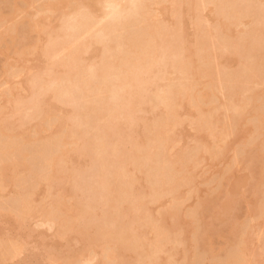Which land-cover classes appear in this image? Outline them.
Returning a JSON list of instances; mask_svg holds the SVG:
<instances>
[{
  "label": "rangeland",
  "instance_id": "rangeland-1",
  "mask_svg": "<svg viewBox=\"0 0 264 264\" xmlns=\"http://www.w3.org/2000/svg\"><path fill=\"white\" fill-rule=\"evenodd\" d=\"M86 1L0 0V118L15 111L12 107L13 104L8 101V98H13V96L6 95L5 97L3 95L10 90H13L14 93L19 92L18 94L24 98L29 95L25 79L30 73L29 66H33L36 62L33 58L40 48L41 35L47 33L58 21L66 19L68 15H76V12L73 14L75 9L85 4ZM234 1L150 0L149 8H146L145 11L144 7H133V11L135 9L137 11L133 12L136 16L132 17L133 14L128 15L129 12L124 11L126 15L130 16V19L128 16L127 20H122V22L121 19H118L119 25L116 26L115 32L106 36V41L111 36L113 39L128 36L134 44V48L139 49L141 55L144 53V57L142 56V60L139 61L150 63L151 55L154 54L152 51H156L154 47L157 45L154 43L156 39L152 40L153 45H151L150 39L144 38L143 35L149 31L153 33L167 31L169 38L171 34L172 36L174 34L177 39L179 35H182L181 39L185 40L186 47L188 46L186 34L191 33L193 37L194 34H200L196 41L194 55L188 57L185 63L182 60V62H178L181 63L175 67L177 71L173 75L175 78L168 81L167 85L164 84V88L166 85L169 86V89L166 87L168 90L165 92L163 89L162 92V96L163 93L168 95L169 99L165 98L170 102L181 98L182 105H186L182 109L183 114L181 113L182 127L190 130L186 129L188 132H184L187 134L186 136H189L187 140L184 138L186 140L184 146L181 143L183 139L177 141L181 144L174 143L175 146L180 145L181 149L177 146L179 149H177L176 155H173L171 163L163 161V153L157 151L153 154L155 160L150 161L156 168L151 166V170L147 168V173L145 172L149 184L157 191L153 196H159L160 201L162 199L161 204L154 205L149 201L147 207L145 206L148 217H145L139 208H136L132 198V193L137 192V188L138 191L141 190L139 186L133 189L129 183H120L121 186L118 190L105 195L106 203H110L111 199L114 204L113 213L110 214L108 211L110 218L114 214L128 216L130 212H133L134 224L140 217L149 220V229L144 228L142 234L136 235V242L129 249L130 261L128 262L130 264H152L154 262L152 254L157 250L163 251V253L161 252L163 264H242V262L248 264L249 260L253 262L250 264H264V41L258 43L255 48L250 45L254 28L259 22L264 21V0H238L233 3ZM101 2L103 1L100 0ZM178 10H181L186 28H183L182 31L180 23L175 29V25L171 21V18L176 15H168L174 14ZM129 11L132 12V8ZM139 11L140 13H138ZM124 12L122 15H125ZM166 17L167 21L163 23ZM105 24L106 21L103 19L93 29H101L100 27H105ZM222 30H227V32L234 30L237 35L227 36ZM212 31L215 32L213 38L210 37ZM140 33L143 35L140 36ZM138 35L143 36L145 45L142 44L143 40L136 41ZM74 49L75 45L66 49L61 48L55 57L64 59L67 57V53H71ZM125 53L127 57L121 61V64H118L120 67L116 66L117 70L113 69L115 72L113 75L111 74V78H117L122 74L131 75L136 72L137 62H133L135 55L133 58V53L128 50ZM147 53L148 55H146ZM237 58L236 65L234 63ZM140 62L138 63L140 66H146V63L141 64ZM177 67L180 69L177 70ZM86 69H84L85 72L78 73L80 74L77 76L78 80L82 79H79L81 74L85 73L83 76L85 78L93 71L87 69L89 72L87 73ZM131 71L135 72L129 74ZM179 71L183 72L178 76ZM51 79L53 78H50L49 81ZM98 80L100 82V79ZM97 83L93 82L95 92L101 96L109 92L106 89L105 81L101 79L100 82L106 85L105 87L99 85L103 87V90L106 89V92L103 91L104 93L100 87H96ZM19 84L20 86H18ZM58 86L60 87L62 84L60 83ZM107 88H110V85ZM160 90L162 91V88ZM94 91L90 92L94 94ZM98 94H96L97 98H100L101 96L99 97ZM107 94H104L103 97ZM16 113L21 118V115L24 114L23 108ZM36 116L32 121L25 120L23 123L26 126H23V129L9 124L1 129V132L5 134L2 135L0 143L3 147L0 150V168L2 169L0 182H5V185L3 184L2 189L0 188V264L4 262V264H37L39 258L41 262L38 264H50V262L51 264H123V261H126L124 250H119L116 255L112 254V251L119 245L109 239L115 236L118 237L116 239L123 240V236H126V233H117V225L112 232L113 236H104L103 232L98 235L89 232L86 234L88 236L82 238V248L68 255L64 253L65 255L63 254L60 260H57L60 255H56L58 258L53 255L49 256L45 252V245H42L43 251L36 247L39 234L42 233L40 237L43 235L47 238L57 237L58 231L61 230L58 227L59 223L53 222L57 225V227L56 225L53 227V224L51 225L48 221L49 217L42 216L44 211L46 209L48 211V208L55 202L54 199L63 202L65 206L60 209L57 221L61 218L65 223V218L73 219L79 213L78 205L74 211L71 208L73 204H70L71 207L69 206V201L74 198L60 194L61 187L68 182L61 185L59 181L62 178L58 181L57 179L49 181L45 176L38 177L44 172L43 161H41L43 153L39 149H36V153L34 152L33 155L30 154V160L27 162L30 168L29 172L38 177L40 182L42 180L47 182L43 184L45 188H39L42 183L38 182L39 187L36 191L44 189V193L39 190L41 195L39 192V194L32 193L34 197L31 194L34 199L32 203L37 202L36 204H38H35L36 210L32 206L36 212L26 213V211L19 210L16 214L12 209L10 203L12 204L13 201L14 204L18 200L16 193L18 187L19 189L23 187L21 192L26 189L33 190L30 186L33 178L21 182V185L17 184V187L15 182H11L10 175H4V169H7L9 165L12 172L18 173L25 170L24 147H29L28 145L52 130L51 123L58 117V115ZM161 118L174 119L167 113H164ZM28 123L33 126L28 127ZM198 132L202 133L201 137ZM63 135L71 137L66 132ZM203 135L206 136L202 137ZM174 145L172 149H174ZM172 149L171 151H173ZM57 150L58 146L52 147L49 151ZM126 151V154H129L128 148ZM167 154H170V151ZM38 159L39 162H36ZM153 168L154 170H152ZM181 175L186 179H179ZM56 181L61 186V189L58 187L59 185L57 186L60 192L55 188V185L50 184L52 182L57 184ZM162 188L167 193H158L162 191ZM124 190H129V193L125 195ZM36 191L34 192L36 193ZM57 195L59 198L56 197ZM35 197L38 200L36 202ZM51 199L54 201L52 202ZM202 201H204L203 204H201ZM215 204L222 206L216 220L212 217L214 216L212 212L217 206ZM158 213L168 218L169 224L164 221L170 226L164 224L162 218L155 219L154 215ZM134 224L131 226L133 227ZM55 227L56 229H54ZM186 228L191 231L189 232ZM57 229L59 230L56 232ZM130 232L132 231L130 230ZM15 239L21 246L18 245L16 251L13 249L15 252L13 257L10 244ZM57 239L58 245L64 240L62 236ZM179 249L183 251H179ZM21 250L23 253H20ZM5 251L11 253L10 255L7 253L6 258L4 257L6 256ZM179 253H183L182 257ZM64 256L66 257L63 259ZM44 257L48 260H45ZM52 257L56 259L53 260Z\"/></svg>",
  "mask_w": 264,
  "mask_h": 264
},
{
  "label": "bare ground",
  "instance_id": "bare-ground-1",
  "mask_svg": "<svg viewBox=\"0 0 264 264\" xmlns=\"http://www.w3.org/2000/svg\"><path fill=\"white\" fill-rule=\"evenodd\" d=\"M102 1L103 2L100 3V0H87L85 4L75 9L73 14L76 12V15H68L69 17L67 16L66 19L58 21L48 30L47 33L41 35L42 42L40 41V48L33 58L36 62L33 66H29L30 73L25 79L29 88V95L27 98L20 96L17 91L15 93L12 92L13 90H10L7 94L3 95L5 97L6 95L8 97L13 96V98H8V101L13 104L12 107L15 111L11 114L9 113L10 115L8 114V116H2L0 118V143L2 135L5 134L1 132V129L3 126H6V124L14 125V127L18 126L23 129L22 127L26 126L23 122L25 120L32 121V119L37 117L36 115H47V117H50L51 115H58V117L54 119V123H51L53 126L50 125L52 130L48 129V133L43 134L39 139L28 145L29 147H24L23 152L25 153L24 158L26 159V162H24L25 170L18 173L12 172L11 167L8 165L7 169H4L3 173H5L4 175L6 176L10 175L11 182H15L16 186L23 181L25 182V180L33 178L30 186L34 191H36L39 187L38 182H40V179H37L38 177L45 176L49 181L54 179H57L58 181L62 178V180L59 181L61 182V185L65 182H68V184L66 183L62 187L59 183H57V181L55 182L57 184H53L54 182L50 184L55 185V188L59 185L58 187H61L63 192L66 193H63L62 190H60L61 188H57L58 191H61L59 192L62 196L68 195L74 198L71 200L74 202L69 201L70 207V204H73L71 207L73 208V211L76 208V205L79 206V213L77 217H74L73 219L65 218V223L59 217V221H61L59 222L56 218H58L60 209H63V207L65 208V206L63 205V202H59V200L56 199H54L55 202H53L54 200L51 199L54 204L52 203V206L49 205L50 208L47 207L48 211L47 209L44 211V209V214H42V216L45 215L49 217L50 219L48 218V221L51 225L53 224V227L56 225L54 223H59L58 227H60L61 230H56V232L59 230L57 237L51 236L47 238V236L44 237V235L40 237L42 233L39 234L38 240H35L36 247L41 249L42 245H45V252L48 253L49 256L53 255V257L60 255L61 257L59 256V258L56 256L58 258L57 260H60L62 259V255L64 253L68 255L71 254V252H77L80 248H82V238L84 236H88L86 234L89 232L96 233V235L103 232L102 235H106L108 237L109 235H112V232L117 225V233H126V236H123V240L116 239L118 237L115 236L109 238L110 240H113L116 245H119V247L112 251V254L114 253L116 255L119 250H124V253L126 254V261H123V264H130L128 262L130 261L129 249L132 248V244L136 242L135 236L142 234L144 228L149 229V220H147L148 218H145L148 217L146 208L147 203L151 201L154 205H156L161 204L162 201V199L160 201L159 196H153L156 195L155 193H157V191L151 187L145 175V172L147 173L148 169L151 170V166L156 168V166L150 162L151 160H155L153 159V154L160 151L163 153V161L165 160L171 163L173 155H176L177 149L181 147L180 145V147L177 145L179 147L177 148L174 143L176 144L177 141L183 139L181 140V143L184 146V141H186L187 137H189L186 136L187 134H184V132H188L190 129L188 128V130L186 127L185 128L188 131L184 129V127H182L181 120V115L183 114L182 109H184L186 105H182L180 97L178 99L174 98L175 102L167 101L169 99L168 95L166 96L165 93H163V96L165 95L163 97L162 92L163 89H165V92L169 89V86L167 87L166 83L175 78L173 76L177 72L175 67L182 61H184L183 63L187 62L188 57L194 55V48L200 34H194V37L191 36V33L186 34L188 42V46L186 47L185 40L181 39L182 35H179V38L177 39L174 34L173 36L171 34V37L169 38V34L166 33L167 31H158V33L149 31V33L144 35V32L140 33V36L142 34L144 38L148 37V39H150L151 45H153L152 40L154 41L156 39L154 43L157 45L156 46L154 44L156 46L154 47L156 51H152V54H154L153 56L151 55L152 59L150 63H141L139 60H142L144 53L142 51L143 55H141L139 53L140 50H136L134 48V44L128 36L127 37L129 39L127 37L113 39L111 36L108 38V41H106V36L109 34L112 35V33L115 32L116 26L119 25L118 19H121L122 22V20L124 21L130 13L132 15L134 11L137 12L136 9L133 11V7H144V11L146 8H149L150 0ZM237 1L238 0L233 3H236ZM131 8L132 12L129 11ZM139 8H137V10ZM139 10L142 11V9ZM124 11L127 13L129 12L128 15H126ZM140 11L138 13H140ZM123 12L125 15H122ZM168 15H176L171 18L173 25H175V29H177L179 23L181 25V31L185 28L181 10ZM133 16L136 15L133 14L132 17ZM129 17L130 16H128V19H130ZM103 19L106 21L105 27L103 26L100 27L101 29H93L99 21ZM166 21L167 17L164 18L163 23ZM254 30L255 31L252 33V39L250 41L252 48H255L258 43L264 41V21L261 23L259 22ZM222 31L223 33H226L227 36L237 35V33L235 35L234 30H230L229 32H227V30ZM139 35L136 41H144L143 36L140 37ZM214 35L215 32L212 31L210 37L213 38ZM142 44L145 45L146 42L144 41ZM71 45H75V49L71 53H67L66 58L57 59L55 57L61 48L66 49ZM125 50L133 53V58L135 55V60L133 59V62H137L138 65H136L135 68L144 67L142 65L140 66V64H138L139 62L141 64H145L146 66L144 68H138V70L136 68V72L131 71L129 73L131 74L132 72H135L134 74H122L123 77H120L122 75L118 76L116 72V75L120 79L118 77V79L116 77L111 78L113 72H115L113 69L116 68L118 64H121V61L127 57L125 55ZM148 51L151 53L150 49H148ZM146 55H148V53ZM131 58L129 59L131 60ZM179 61L181 62L178 63ZM237 63L238 58L234 64L237 65ZM117 67H120V65ZM83 68L92 69L93 71L91 70L92 72L90 71L91 73H89L86 69L89 75H86L87 77L84 78L83 76L85 73L81 74L79 79H82L78 80L77 76L80 75L78 73L85 72ZM178 68L179 67H177V70L180 69ZM182 72L179 71L178 76L179 73ZM50 78L53 79L49 81ZM98 79H100V82L101 79L105 81L108 87L110 85V88L103 85L105 84L104 82H102L103 84L100 83ZM92 81L95 82V84L99 82L97 83V88L101 85L103 87L106 86V89L109 90V92H107L108 94L103 92L106 90L105 88V90H103V87H100V89H102L104 94H107L105 97H103L104 94L101 96V94L95 92L93 87L95 84H93ZM60 83L62 86L59 87L58 84ZM164 84H166L165 88ZM18 86H20V84ZM166 87L168 88L167 90ZM161 88L162 91L160 90ZM91 90L94 91V94L90 92ZM95 90L98 91L97 89ZM87 91L92 94L89 92L87 93ZM99 92L101 93V90ZM95 93L98 94L99 97L101 96V99L97 98ZM165 97L168 99L166 100ZM22 108L24 110V114L21 115L20 118L16 111L21 110ZM185 111L186 109L184 112ZM164 113L170 114L174 117V119L171 120L170 118H167V120H165L161 118ZM29 126L33 125L28 123V127ZM64 132L69 133L71 137H65V135H63ZM198 133L201 137L202 133ZM204 136L206 135H203L202 137ZM179 143L180 142L177 144ZM173 145L176 149L175 147L172 149ZM56 146H58L57 151H49L52 147ZM127 148L129 149V154H126ZM1 149H3V147H1L0 150ZM36 149H39L43 153V160L41 161H43L42 164L44 166L43 175L38 177H35L29 172L30 168L27 163L28 160H30V154L33 155L34 152L36 153ZM171 149L173 151H171ZM168 151H170V154H167ZM36 162H39V159ZM147 164L151 165L146 166ZM1 170L2 169L0 168V171ZM152 170H154V168ZM172 175L170 174V178ZM183 175H181V178L179 177V179H186ZM4 183L5 182H0V188ZM41 183L42 185H40L41 187L39 188L45 186L43 184L47 182H43L42 180L40 184ZM120 183H129L132 185L133 189H136L137 186H139V189L141 190L138 191L137 188V192L135 191L132 193V198L135 201L136 208H139V211L142 212L145 217L138 218L135 221L138 222L135 224L133 220V212H130V215L128 216L124 214L121 216L114 214L111 218L109 216L108 211H110V214L113 213L112 210L114 204L111 199L110 203H106L105 197L110 192L118 190L121 186ZM34 186H36L35 189ZM18 189L16 190L18 200L14 204L13 201L12 204L10 203L13 207L12 209L16 212V214L19 210L26 211V213L29 211L36 212L35 204L37 203V195H35V204L32 203L34 202L32 195L39 193L41 195V192H43L44 189H39L41 190V192L38 190L39 193L37 191L35 193L32 189H26L21 192L23 187L19 190ZM124 191L125 195L129 193V190ZM168 191L170 192V190ZM158 193L163 194L167 193V191L162 188V191H159ZM56 197L59 198L58 195ZM148 198L151 200H147ZM223 202L226 203L225 201ZM203 203L204 201L201 202V204ZM221 207V204H218L214 208V211L212 207V213L214 215L212 217L213 219L215 218L214 220L219 217L218 214ZM154 216L156 220L162 218L164 224H169L168 218L165 215H160L158 213ZM140 222L142 223L140 224ZM132 224H134L133 227L131 226ZM56 227L54 229H56ZM130 230L132 232H130ZM186 230L188 229L186 228ZM61 236L64 240L60 245H58L57 238H61ZM18 241L21 242V240ZM101 241H103V239H101ZM15 242L17 243L16 239L10 244L12 247V254L15 253L14 250L16 251L18 249L19 242L17 244ZM22 251L23 250H21L20 253ZM41 251H43V249H41ZM179 251L183 250L179 249ZM179 251L177 250V252ZM161 252L163 253L162 250L153 252L152 257L154 258V262L152 264H163V255ZM4 253L6 254V256H4L6 258L8 251H5ZM8 254L10 255L11 253ZM179 254L181 255L180 257H182L183 253ZM12 256L14 257V254ZM65 257L66 256H64L63 259ZM39 259L37 264L41 262ZM48 259L45 258V260ZM55 259L53 258V260ZM2 261L4 262V260ZM250 263L253 262H250L249 260L248 264ZM242 264L244 263L242 262Z\"/></svg>",
  "mask_w": 264,
  "mask_h": 264
}]
</instances>
